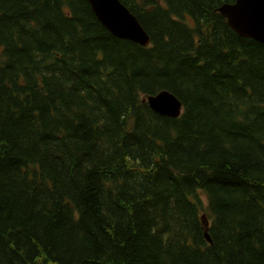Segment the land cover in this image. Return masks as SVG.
Masks as SVG:
<instances>
[{
    "label": "trees",
    "instance_id": "16d2710c",
    "mask_svg": "<svg viewBox=\"0 0 264 264\" xmlns=\"http://www.w3.org/2000/svg\"><path fill=\"white\" fill-rule=\"evenodd\" d=\"M120 1L149 45L0 0V264H264V44L235 0Z\"/></svg>",
    "mask_w": 264,
    "mask_h": 264
},
{
    "label": "water",
    "instance_id": "95a60500",
    "mask_svg": "<svg viewBox=\"0 0 264 264\" xmlns=\"http://www.w3.org/2000/svg\"><path fill=\"white\" fill-rule=\"evenodd\" d=\"M87 1L100 24L110 34L144 47L149 45V35L120 0ZM218 12L239 36L264 44V0H235L232 3L222 4ZM142 101H145L154 112L163 116L177 117L182 111L181 101L167 90L148 95ZM206 238L210 242L208 235Z\"/></svg>",
    "mask_w": 264,
    "mask_h": 264
},
{
    "label": "bare ground",
    "instance_id": "6f19581e",
    "mask_svg": "<svg viewBox=\"0 0 264 264\" xmlns=\"http://www.w3.org/2000/svg\"><path fill=\"white\" fill-rule=\"evenodd\" d=\"M151 95H153V94H151ZM148 96V95H147ZM206 201V200H205Z\"/></svg>",
    "mask_w": 264,
    "mask_h": 264
}]
</instances>
